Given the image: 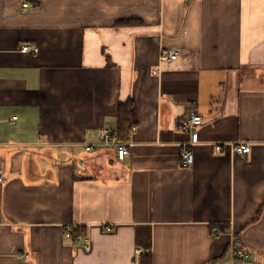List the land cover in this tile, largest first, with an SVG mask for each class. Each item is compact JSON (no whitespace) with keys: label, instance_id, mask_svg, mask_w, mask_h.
I'll return each instance as SVG.
<instances>
[{"label":"crops","instance_id":"1","mask_svg":"<svg viewBox=\"0 0 264 264\" xmlns=\"http://www.w3.org/2000/svg\"><path fill=\"white\" fill-rule=\"evenodd\" d=\"M0 170V264H264V0H0Z\"/></svg>","mask_w":264,"mask_h":264},{"label":"built area","instance_id":"2","mask_svg":"<svg viewBox=\"0 0 264 264\" xmlns=\"http://www.w3.org/2000/svg\"><path fill=\"white\" fill-rule=\"evenodd\" d=\"M29 3H24V7L28 8ZM20 51L24 54L38 53L39 47L37 45L23 44ZM180 56L178 50L167 49L161 53V61L171 63L176 61ZM203 117L196 111H191L190 115L179 124V130L188 134L189 138L182 143V166L184 168H190L195 161V155L193 152L194 145L199 143V137L197 133V127L202 124ZM100 138L103 140L104 145H114L117 148L118 156L120 159H124L129 153V144L127 141L118 140L115 133L111 132L109 128H102L99 132ZM222 146L219 145L220 149ZM93 145H88L87 150L93 151ZM234 152L248 154L251 151V146L248 143H240L232 146ZM1 173V170H0ZM66 235L69 238H74L79 242H86L85 246L89 248L88 239L84 234L78 231L77 226L74 224L68 225L66 228ZM234 256L236 259H243L248 256L243 247L234 248ZM143 249L137 248L136 254L141 255Z\"/></svg>","mask_w":264,"mask_h":264},{"label":"trees","instance_id":"3","mask_svg":"<svg viewBox=\"0 0 264 264\" xmlns=\"http://www.w3.org/2000/svg\"><path fill=\"white\" fill-rule=\"evenodd\" d=\"M132 109L133 107L131 102L120 105L118 129L115 132V135L120 141H126L132 128L134 127ZM141 264H151V262L147 257H145L141 261Z\"/></svg>","mask_w":264,"mask_h":264}]
</instances>
